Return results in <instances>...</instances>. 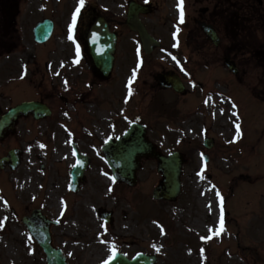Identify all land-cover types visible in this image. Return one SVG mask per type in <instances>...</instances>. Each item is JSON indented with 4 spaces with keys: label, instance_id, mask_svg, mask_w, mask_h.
<instances>
[{
    "label": "rangeland",
    "instance_id": "1",
    "mask_svg": "<svg viewBox=\"0 0 264 264\" xmlns=\"http://www.w3.org/2000/svg\"><path fill=\"white\" fill-rule=\"evenodd\" d=\"M41 1L44 2H37ZM124 1H89L91 9L117 19L118 23L112 25L119 35L117 64L107 82L92 86V79L86 76L89 59L74 64L81 56L74 55V46L64 37L53 40L57 48L54 53V48L48 51L52 44L39 48L22 44L23 52L33 63L38 56L44 65L45 57L47 79L58 97L51 102L54 122L39 127L26 121L21 125L25 127L24 132L19 131L0 144V157L13 148L24 153L17 171L0 170L3 203L0 263L13 264V259L17 260L7 255L9 243L17 246L18 257L27 254L24 245L18 246V240H24V235L15 226L17 219L10 210L15 202L12 209L20 214L24 206L43 207L49 218L62 219L66 210L67 219L62 222L65 228L56 229V233L59 244L66 240L81 241L78 245L66 246L73 264H102L117 250L129 257L140 251L155 254L158 264H179L176 259H182L181 264H206V261L209 264H264V80L263 85L253 81L251 75L237 80L220 69L223 67L218 54H214V66L196 61L197 66L193 65L192 53L199 61L206 58V52L198 47L193 52L183 49L181 58L187 63L185 70L176 63L177 59L168 50L180 57L177 48L180 39L182 42L188 39V46L194 38L178 30L179 0H135L152 7L151 14L141 19L165 48L156 49L146 58L137 34L125 25L127 4ZM53 3L54 0H45L52 14ZM56 3L62 11L67 5L72 8L77 0ZM205 4V0H184V23L189 29L194 27L195 13ZM198 40L202 42L201 37ZM38 49L46 52L39 57ZM18 56L21 62L30 58L19 51L13 58L18 61ZM52 64L55 66L51 67ZM252 68L248 70L254 71ZM167 71H174L182 78L187 88L185 96L156 84L155 77ZM21 79L22 76H15L12 84L3 82L5 95H12L9 94L12 87L22 86ZM23 81L35 88L34 82ZM124 92L126 101L122 100ZM23 100L27 99H0V107L5 109ZM69 102L73 104L69 106ZM142 103L148 138L163 154L177 151L184 156L182 191L175 203L156 202L152 198L153 189L162 179L156 161L144 160L138 185L131 189L113 183L109 168L96 157L101 155L99 146L105 139L121 135L123 128L136 121ZM66 111L67 115H63ZM53 127H56V136L51 134ZM89 127V131H82ZM74 136L80 137V149L93 162L86 173L87 181L75 194L76 199L66 194L65 177L68 166L75 162L70 147ZM207 138L215 141L210 150L203 145ZM39 155L41 160L37 158ZM206 155L209 156L207 163ZM42 164L46 165L44 173L40 170ZM221 197L229 214L224 230H220L218 220ZM58 199L63 202L60 207L56 206ZM102 210L115 212L112 226H102L99 212ZM174 238L181 242L173 245Z\"/></svg>",
    "mask_w": 264,
    "mask_h": 264
},
{
    "label": "flooded vegetation",
    "instance_id": "2",
    "mask_svg": "<svg viewBox=\"0 0 264 264\" xmlns=\"http://www.w3.org/2000/svg\"><path fill=\"white\" fill-rule=\"evenodd\" d=\"M37 1L0 0V77L4 75L10 78L13 56L24 49L22 44L26 43L36 48L45 47L52 44L57 36L67 38L73 9L70 7H65L62 11L55 9L56 15H52L51 7L42 1L40 3ZM205 3L204 12L199 11L200 15L196 13L198 18H194V21L201 32H203L202 24H205L216 34L219 40L218 46H215L212 38L204 33L208 48L215 50L222 58L233 61L243 77H246V69L252 64L264 69V0H205ZM58 14L62 15L58 16ZM96 18L93 9L81 8L80 14L76 17L75 28H71L72 31L74 30L73 40L82 53L88 52L86 36ZM47 20L53 22L54 32L50 40L43 45H37L34 42V30L38 24ZM195 30L198 32L197 28ZM52 48L53 44L49 50ZM92 67L95 71L94 66ZM27 71L41 80L45 77V70L35 64L30 65ZM3 88L4 84L2 85L0 79V98L12 99L4 94ZM52 97L53 95L45 90L40 91L37 97L24 99H52ZM30 243L32 244L30 255H20L18 258L17 246L9 243L10 255L13 256L12 258H17L13 264H47L42 249L34 242ZM23 244L18 241V246Z\"/></svg>",
    "mask_w": 264,
    "mask_h": 264
},
{
    "label": "water",
    "instance_id": "3",
    "mask_svg": "<svg viewBox=\"0 0 264 264\" xmlns=\"http://www.w3.org/2000/svg\"><path fill=\"white\" fill-rule=\"evenodd\" d=\"M140 12L147 13V9L135 4H131L128 25L133 31H137L140 33L146 51L151 52L152 47L155 45V42L148 36L146 30L144 29V26L139 21L138 14ZM36 35L41 41H43L46 37H48L49 33H46L39 28L36 31ZM43 36L46 37L42 38ZM89 40L93 60L95 61L97 67L101 70V72L104 73L105 76H108L113 67V55L115 52L116 36L109 32L108 25L104 19H99L98 23L93 26ZM160 80L162 85L169 88L173 87L178 92H182L184 89L178 78L174 76H164ZM27 110L28 105H23L16 110H13L7 116L8 120L6 122H8L11 117L18 116L19 114H21L22 112H26ZM45 114H48V112ZM141 136V133L135 132L132 137L124 139L119 144L110 146L105 149V153L110 161L111 166H113L116 170L118 178L127 180L129 183L134 182L132 179L133 173L131 172L130 167L132 166L133 168H135L137 158H139L142 154L146 156L154 155L150 150L148 144L144 143L143 146V144L141 143ZM212 144L213 143L211 142L207 145V147L211 148ZM11 158L13 163L16 162L17 159L14 153L12 154ZM157 158L160 160L159 170L163 173L165 180L155 190L154 197L156 199L173 200L180 192L179 175L181 169V159L178 155L167 159L160 156H158ZM127 167H129L128 171H126ZM45 246L50 252L53 263L61 264L57 257H55L54 259L55 254L52 253L48 245ZM111 264H153V259L140 257L132 263H128L127 261L120 259Z\"/></svg>",
    "mask_w": 264,
    "mask_h": 264
},
{
    "label": "snow or ice",
    "instance_id": "4",
    "mask_svg": "<svg viewBox=\"0 0 264 264\" xmlns=\"http://www.w3.org/2000/svg\"><path fill=\"white\" fill-rule=\"evenodd\" d=\"M79 4L80 7H78L76 9V15L78 16L80 14L81 8L84 7V0H79ZM184 0H179V3L177 5V7L179 8V12H180V22L183 23L184 22V18H185V12H184ZM75 22H76V17H73V25H72V29L75 28ZM70 39H72L73 37L70 35L69 36ZM77 52L79 53V47L77 46ZM237 128H239V125H237ZM223 202V198L221 197V203ZM223 228V219L221 217V229Z\"/></svg>",
    "mask_w": 264,
    "mask_h": 264
},
{
    "label": "bare ground",
    "instance_id": "5",
    "mask_svg": "<svg viewBox=\"0 0 264 264\" xmlns=\"http://www.w3.org/2000/svg\"><path fill=\"white\" fill-rule=\"evenodd\" d=\"M2 203L0 202V209L2 208ZM56 206H60L59 203L57 202Z\"/></svg>",
    "mask_w": 264,
    "mask_h": 264
}]
</instances>
